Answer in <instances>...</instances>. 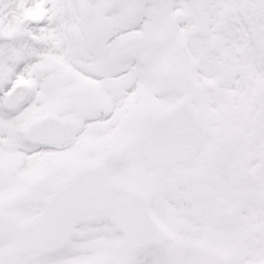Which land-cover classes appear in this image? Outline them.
Listing matches in <instances>:
<instances>
[{
    "label": "snow or ice",
    "instance_id": "1",
    "mask_svg": "<svg viewBox=\"0 0 264 264\" xmlns=\"http://www.w3.org/2000/svg\"><path fill=\"white\" fill-rule=\"evenodd\" d=\"M0 264H264V0H0Z\"/></svg>",
    "mask_w": 264,
    "mask_h": 264
}]
</instances>
